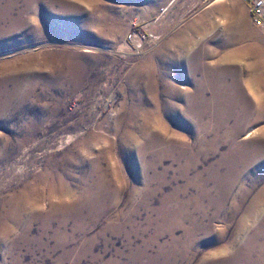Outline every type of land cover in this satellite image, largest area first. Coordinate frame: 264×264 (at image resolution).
Here are the masks:
<instances>
[{
    "label": "rangeland",
    "instance_id": "1",
    "mask_svg": "<svg viewBox=\"0 0 264 264\" xmlns=\"http://www.w3.org/2000/svg\"><path fill=\"white\" fill-rule=\"evenodd\" d=\"M229 1L0 0V264H264V33Z\"/></svg>",
    "mask_w": 264,
    "mask_h": 264
},
{
    "label": "built area",
    "instance_id": "2",
    "mask_svg": "<svg viewBox=\"0 0 264 264\" xmlns=\"http://www.w3.org/2000/svg\"><path fill=\"white\" fill-rule=\"evenodd\" d=\"M212 1V0H205ZM246 5L252 23L264 33V0H237ZM136 38V37H135ZM139 40V39H138Z\"/></svg>",
    "mask_w": 264,
    "mask_h": 264
},
{
    "label": "crops",
    "instance_id": "3",
    "mask_svg": "<svg viewBox=\"0 0 264 264\" xmlns=\"http://www.w3.org/2000/svg\"><path fill=\"white\" fill-rule=\"evenodd\" d=\"M226 1H229V0H226ZM223 2H224V0H223ZM222 2V3H223ZM230 2V1H229ZM236 3H233V2H231L232 4H234V5H236V6H238L244 13H245V17H246V19L248 20V21H250L251 20V18H250V14H249V11H248V9H247V7H246V5H244L242 2H240V1H235ZM221 4V3H220ZM216 5H219V4H216ZM215 5V6H216ZM212 6V5H211ZM232 15H233V18H235V16H234V14L232 13ZM259 200H261L260 202H256L255 203V205L253 204V211H254V207H256V209L259 207L260 208V210H262V207L264 206V191L262 192V196H261V198H258ZM261 213H263V211L261 212ZM260 237H261V239L263 238L264 239V232H261L260 234Z\"/></svg>",
    "mask_w": 264,
    "mask_h": 264
},
{
    "label": "bare ground",
    "instance_id": "4",
    "mask_svg": "<svg viewBox=\"0 0 264 264\" xmlns=\"http://www.w3.org/2000/svg\"><path fill=\"white\" fill-rule=\"evenodd\" d=\"M212 2V6H215L216 4H220V3H222L223 2V0H212L211 1Z\"/></svg>",
    "mask_w": 264,
    "mask_h": 264
}]
</instances>
